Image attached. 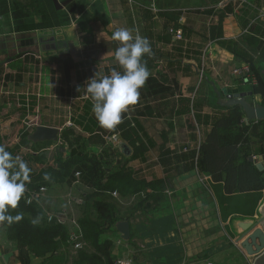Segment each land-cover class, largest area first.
<instances>
[{"label":"crops","instance_id":"1","mask_svg":"<svg viewBox=\"0 0 264 264\" xmlns=\"http://www.w3.org/2000/svg\"><path fill=\"white\" fill-rule=\"evenodd\" d=\"M191 1L194 9L182 13L177 7L179 0H27V10L18 0L11 1V8L0 14V73L8 78L0 83V117L6 115L5 105L14 95L18 115L39 117L38 124L60 130L56 142H40L33 147L31 155L35 157L44 154L48 160L53 154L45 164L27 160L34 172L46 166L56 167L57 156L61 162L71 159L58 150L64 144L66 130L77 131L86 139L78 152H71L79 159L86 152L100 162V155L94 152L99 148L98 138L103 136L113 143L112 164L116 167L105 170L109 181L117 187L130 181L138 186L124 194L106 193L114 206L112 216L116 221L122 218L128 222L129 240L138 245L139 251L121 256L113 249L115 259L124 258L129 264H264V250L248 255L238 239L242 224L258 218L264 189L255 203L248 198L250 205L244 213L246 205H234L239 199L225 195L221 185L213 183L193 158L207 129L206 118H202L212 114L211 108L198 100L196 62L205 53L214 63L207 69L213 70L215 80L222 81L223 75L216 67L221 69L240 60L227 42L221 41L241 45L245 24L248 26L252 18L264 23V0H252L256 6L262 5L263 17L256 15L260 8L249 0ZM121 27L139 30L150 40L152 55H145L143 61L151 75L140 89L139 103L124 114V123L107 130L100 126L92 110L87 83L96 73L110 75L113 69L123 73L115 60L119 42L111 39ZM201 29L205 45L185 44L189 58L179 59L173 43L181 38L175 39L174 34H200ZM85 102L91 104L89 115L96 125L92 130L74 121ZM192 111L200 116L201 130L186 122ZM4 122L0 120V125ZM1 129L0 135L12 130ZM253 158L254 163L264 166V158L254 154ZM47 191L43 200L50 197ZM245 195H239L241 200ZM63 199L64 206L55 211L40 208L56 215L68 212L65 221L58 222L68 224L65 226L69 233L77 227L67 221L77 219L73 206H81L83 201L79 198L77 203L68 204L66 195ZM116 231L109 232L107 239L116 242ZM45 257L22 248L8 238L0 225V264H64L60 256Z\"/></svg>","mask_w":264,"mask_h":264},{"label":"trees","instance_id":"2","mask_svg":"<svg viewBox=\"0 0 264 264\" xmlns=\"http://www.w3.org/2000/svg\"><path fill=\"white\" fill-rule=\"evenodd\" d=\"M261 40H263L262 44H260ZM226 42L227 47L232 50L235 58L240 62L244 61L252 65L254 58L261 62V60H264V23H252L248 31L242 34L241 42L244 45L242 43L239 45L231 40L221 41V43ZM246 43L248 44L247 47L245 46ZM251 71H254L253 65ZM237 83H243V79H240ZM211 91L213 92V90ZM226 91L230 93L233 90L226 89ZM214 104L218 110H212V114L204 121L207 129L204 130L197 144V150L193 157L194 163L210 176L213 183L221 185V190L225 195H232L233 200L239 199V201L233 202L234 205L236 204L238 207L246 205L243 209L245 213L246 207L250 205L248 198L251 199L252 197L255 203L259 198V191L264 189V169L258 170L255 164L248 160L250 155L261 152L250 151V144L252 145L253 140L249 138V134L252 128L264 129V120L246 121L245 114L240 106H220L217 103L216 96ZM90 108L91 104L85 102L80 112L77 115L75 114L76 118L74 119L77 124L82 125L87 130H92L96 126L89 115ZM23 141L26 145L34 148L40 144L27 140V134ZM6 151L10 152L11 150L6 149ZM44 156V154H40L36 157L33 155L29 157L31 159L33 157L41 159ZM83 157L81 159L71 158L66 162H61L57 156L55 158L56 167L46 166L38 172L32 170L31 184L29 183L30 185L27 184V186L38 189L39 186H48L53 179L59 181L64 168L72 166L73 163L77 167L76 160L81 161L86 175L91 178L92 187L95 190L86 195L83 194L85 197L82 203L84 209L82 215L78 218V223L83 240L86 241L87 245L85 249L79 250L78 256L72 260V264H115L116 260L112 254L110 240H100V234L105 230L102 226L107 229V225H113L116 230L115 223L117 219L112 216L114 206L106 196L103 197V194L112 191L124 194L126 191H134L138 186L131 181L126 182L123 187L113 185L109 181L105 169L96 158L86 154ZM131 158H134V156H131ZM45 174H49L50 179L46 180ZM106 178L107 180L103 181ZM243 194H246V197L241 200L239 195ZM247 194L250 195L247 196ZM37 205L35 201L26 202L23 198L19 203V207L15 210L10 209L9 214L15 216L18 213H23L24 219L10 226L5 222L2 226L5 228L8 238L17 241L28 252L36 256H47L46 259L49 256H60V261L64 262L66 258L61 254V251H63V247L65 248L68 245V239L72 241L71 236L67 234L66 227L63 224L54 219L47 220L46 217H43L42 210ZM36 206L37 210L35 209ZM38 216L41 217L42 222L34 225L31 218L35 219Z\"/></svg>","mask_w":264,"mask_h":264},{"label":"rangeland","instance_id":"3","mask_svg":"<svg viewBox=\"0 0 264 264\" xmlns=\"http://www.w3.org/2000/svg\"><path fill=\"white\" fill-rule=\"evenodd\" d=\"M11 1L14 0H0V14L3 13L4 11L7 10L8 7L11 8ZM21 7L24 8V10H27V0H18ZM142 2L143 0H137ZM250 2H252L251 4H253L255 7L260 8L258 13H256V15H259L260 17H263V11H261V7L262 5H258L256 6L252 0H249ZM139 2V3H140ZM220 4V2H219ZM248 6V4H247ZM177 7L179 8L178 10L181 11V13L185 10H190L192 11L194 9V7L192 6V1L189 0H179V3L177 5ZM188 8V9H187ZM255 19L252 18V21L250 22V24L248 26H246L245 24V29L243 30V33H246L248 31V28L252 25V23L254 22ZM257 21V19H256ZM202 33H204V30L201 29L200 34H192L189 35V32L187 33V35H183L181 37L180 40L176 41L174 44V46H176V48H174L175 50H177V57L179 59H188L189 56H187L188 52H187V46H191L193 44L192 47H196L199 45H205L206 40L203 37ZM190 37H189V36ZM187 36H188V41H187ZM191 41V42H190ZM242 43V42H241ZM187 46H186V45ZM243 44V43H242ZM244 45V44H243ZM246 47L248 46V44L246 43L245 45ZM198 61V60H197ZM196 70H197V74H198V92L200 95V99L199 102L203 103V106H206V108H211L210 110H218L217 106H215V96L213 94V92L211 91L212 88L209 85L208 79L213 81L215 83V85L218 88H227L228 90H233L230 93H240V92H244V93H250V95L247 96V100H249L252 104H262L264 105V77L262 74V69L264 68V60H261V62H259V60H257V58L253 59L252 65L254 67V71H251V63H247L244 61L241 62H237V61H233L230 64H226V67L221 68V69H217L216 67V71L219 72V74L223 75V80L220 82H218L217 80H215V76L214 72L212 73V69L211 72L207 69V66L214 64L209 62L207 56L205 55V53L201 54V61L196 62ZM248 67V71L246 73L237 75L233 72L234 69L237 68H243V67ZM256 71V72H255ZM2 72L0 73V83H4L3 80H8V78L3 77ZM240 79H243V83L238 84L237 82L240 81ZM219 80V79H218ZM237 81V82H236ZM200 82V83H199ZM12 98H14L13 96H9L7 103L5 105L6 107V115L4 114V116L0 117L1 121H5L4 123H2L0 125L1 131L6 132L7 130L3 129H12L10 131V133L8 134H1L0 135V144L6 146V149L11 150L10 152L12 153V155L16 156L19 155L21 156L26 162H28L27 160L30 161V157L32 156L31 154L34 152V148L26 145L23 141V138L25 137V135L29 134L30 132L33 131L34 127L36 125H40L38 123H40V119L39 117H25L18 115V112H15V108L16 106L14 105L15 103H13ZM9 104V105H7ZM193 113H190V115L188 116V119L186 120L188 125H193L194 128L198 129L199 126V130H201V121L199 120V116H197V114L195 113L196 111H192ZM195 114V115H194ZM210 115V114H209ZM207 116H204V118L202 119H207ZM124 123V122H123ZM122 123V124H123ZM106 132L102 131V134L105 135ZM136 134V133H135ZM63 135H65L63 142V145H60L58 147V150L61 151L62 153L65 152V154H68L69 156H71L70 158H78L77 155H72V153L74 152H78L79 149H81L86 141L85 138L80 137L79 134L77 133V131H71V130H66ZM102 136V135H99ZM103 137V136H102ZM99 137L98 141L99 143L97 144L99 148H97V152L98 155H100V163L102 165V167L106 170V172L111 171L112 169H114V167H116L114 164H112V161H114V156H115V151L114 149H112V145L113 143H110V140L108 138H102ZM249 138H251L252 141V145L250 144V151H254V152H258L261 151L258 154H254V155H259L260 157L264 158V129L262 128H252L249 134ZM22 140V141H21ZM112 140V137H111ZM17 142V143H16ZM15 143V144H14ZM31 150V151H30ZM122 150V148H121ZM73 151V152H72ZM72 152V153H71ZM89 153H91L92 151H88ZM123 152V151H121ZM86 155H90L93 156L91 154H88L85 152ZM97 155V156H98ZM253 157V155H250ZM49 157V158H48ZM48 160H51V158H53V154H50V156H48ZM34 159V160H33ZM32 163L36 162V163H42L45 164L46 162H48V160H46V158H41V159H35L34 157L31 159ZM254 160V158H253ZM34 161V162H33ZM77 162V167L74 166V163L72 166L70 167H66L64 168V171H62V175L59 178L60 180H51L50 183L48 184V189H46V186H44V192L42 193V195L36 199V200H32L35 201L38 205V207H46L47 209H49V212L55 211L56 209H58L59 207H63L64 206V202L65 200L63 199V197L66 195L67 197V203L68 204H72V203H77L79 200V198L84 201L85 197L83 196L91 193L92 191H94L95 189H93L92 187V182H91V178L89 176L86 175V171L85 168L82 166L81 161L76 160ZM53 166V165H52ZM80 167V168H78ZM16 169H14L15 171ZM78 170H81L83 173V176L81 177V173L78 172ZM74 173V174H73ZM74 176V177H72ZM89 183V184H88ZM31 184V183H30ZM28 183V185H30ZM30 187V186H29ZM80 191H79V190ZM49 193L50 197L49 199L45 198V200H43V195L46 193ZM66 193V194H65ZM106 193H109L110 195H115V193L112 192H105L103 194L104 196H107ZM72 195V196H68V195ZM24 199L26 198V195L24 196ZM264 199V197H263ZM262 199V201H263ZM39 200V202H38ZM134 201L136 200L135 198L133 199ZM261 201V203H262ZM31 202V201H30ZM260 203V205H261ZM37 206L35 207V209L37 210ZM77 205L74 204L73 208L75 210V216H76V221L74 222L73 220L68 218V222L77 225V227L75 228V230H72L71 232L67 233L71 236V239H68V245L64 248L63 247V251H61V254L65 256V261L64 264H72V260L78 256V252L80 249H85V246L87 245L86 241L83 240V236L81 234V230H80V225L78 223V218L82 215V210L84 209L83 205H78V207H75ZM259 209V208H258ZM80 212V213H79ZM42 215L43 217H46L47 220H56L57 222L59 220L65 221L66 217L65 215L68 214V212H62L59 215H56L54 213H48L43 212L42 211ZM138 219H140L139 215L137 216ZM39 220V223H41V217L38 216L37 218ZM31 220L33 221L34 219L31 218ZM125 219H120V221H124ZM126 221V220H125ZM118 222V221H116ZM67 223V222H66ZM116 224V223H115ZM64 225V224H63ZM68 225V224H65ZM64 225V226H65ZM66 227V226H65ZM104 230V232H102L100 234V240L103 239H107L110 238L109 232H112L114 229L113 225L108 226L107 225V229L105 228V226H102ZM77 230V231H76ZM77 232V233H75ZM71 233V234H70ZM116 235H119L118 239H115L116 242H113V240L111 239L110 242V247L111 250L114 251L116 250L121 256L123 255H127L128 251L129 254H132V250H134L137 254L138 251V245H133L130 240L129 237L127 240H123L120 237V234L118 231H116ZM115 235V236H116ZM119 238L121 240H119ZM130 243V244H129ZM116 261H125L126 259L118 257L115 259ZM115 261V264H116Z\"/></svg>","mask_w":264,"mask_h":264},{"label":"clouds","instance_id":"4","mask_svg":"<svg viewBox=\"0 0 264 264\" xmlns=\"http://www.w3.org/2000/svg\"><path fill=\"white\" fill-rule=\"evenodd\" d=\"M111 39L119 42L115 60L124 69L123 73L113 69L110 75L98 73L87 83V93L93 102V112L101 127L115 130L124 122V114L139 103L142 89L151 73L145 55H152L151 42L139 30L121 27L114 31ZM16 169L15 171H13ZM31 168L19 155L15 157L6 146L0 145V225L10 226L24 219L23 213L13 216L10 209L19 207L31 182ZM45 179H50L45 174ZM32 223H39L34 219Z\"/></svg>","mask_w":264,"mask_h":264},{"label":"water","instance_id":"5","mask_svg":"<svg viewBox=\"0 0 264 264\" xmlns=\"http://www.w3.org/2000/svg\"><path fill=\"white\" fill-rule=\"evenodd\" d=\"M262 74L264 77V68L262 69ZM208 82L220 106L229 107L238 105L244 112L246 121L264 120V105L252 104L247 100V96L250 95V93H227L226 88H218L215 83L209 79ZM59 131L60 130L56 127L41 124L36 125L33 131L27 135V140L34 143L45 141L56 142L58 140ZM248 160L253 162V157L249 156ZM254 164L258 170L264 169L262 163L258 162ZM115 228L123 240L128 239L129 225L127 221L116 222ZM238 239L241 241V245L248 255H256L264 250V199L258 209V218L242 224V232Z\"/></svg>","mask_w":264,"mask_h":264},{"label":"built area","instance_id":"6","mask_svg":"<svg viewBox=\"0 0 264 264\" xmlns=\"http://www.w3.org/2000/svg\"><path fill=\"white\" fill-rule=\"evenodd\" d=\"M225 1V0H222V2ZM174 37L175 39H180L181 38V32L180 31H177L175 34H174ZM248 71V67H241V68H237V69H234L233 72L237 75H240V74H243V73H246ZM44 186H39L38 189H34V188H29L27 186V192L25 193L26 195V202H30L32 200H36L38 199L42 193L44 192ZM116 264H129V262L127 260L125 261H116Z\"/></svg>","mask_w":264,"mask_h":264}]
</instances>
